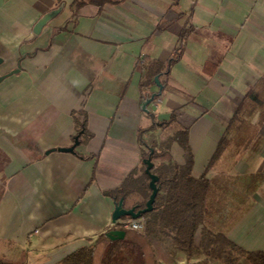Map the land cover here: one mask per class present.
I'll list each match as a JSON object with an SVG mask.
<instances>
[{"label": "crops", "instance_id": "0c3cea01", "mask_svg": "<svg viewBox=\"0 0 264 264\" xmlns=\"http://www.w3.org/2000/svg\"><path fill=\"white\" fill-rule=\"evenodd\" d=\"M115 1L73 9L72 0H0V75L19 68L0 81V156L6 159L0 259L59 264L93 247L92 263L100 264L115 241L105 233L117 229L139 246L138 261L185 264L169 243L156 240L149 248L133 230L114 226L115 203L104 194L142 163L139 129H146V142L158 144L181 127L188 130L194 177L205 171L220 139L227 141L206 177L245 180L244 197L229 191L233 203L246 207L226 234L245 250L264 251V0ZM58 7L33 33L38 19ZM184 27L197 33L187 35L172 60ZM212 53L219 62L209 74L204 64ZM142 60L157 61L165 72L157 74L162 91L147 112L141 102L157 86H142ZM79 110L87 139L78 137L74 153H46L72 144L71 113ZM171 112L175 121L159 126ZM169 153L184 164L177 143ZM213 201L225 202L219 195Z\"/></svg>", "mask_w": 264, "mask_h": 264}, {"label": "trees", "instance_id": "16d2710c", "mask_svg": "<svg viewBox=\"0 0 264 264\" xmlns=\"http://www.w3.org/2000/svg\"><path fill=\"white\" fill-rule=\"evenodd\" d=\"M115 0H72L70 7L81 8L84 5H95L101 9L106 4H114ZM196 29L184 27L179 33V45L173 52L172 60H177L181 51V43L190 33H197ZM28 56H32L29 54ZM219 62L214 53L205 61L204 68L207 73H212ZM142 86L153 83V77L163 74L162 66L154 60H142ZM167 72V71H166ZM76 114L83 115L79 122ZM75 135H79L80 141L86 140L89 133L86 129L85 112L73 111ZM175 121L174 113L171 112L168 119L159 122V126L170 124ZM154 127V125H152ZM146 129L138 130V143L145 149L141 151V158L150 155L151 161H157L152 167V173L158 180L153 208L144 213L145 225L142 232L133 231L140 236L152 248L154 241L159 240L168 244L176 252H180L186 259L185 264H264V251H248L237 245L227 237V229L223 227L220 205L213 201L215 195L225 196L227 187L221 182H214L206 177V170L219 157L227 141L220 139L216 151L211 157L205 171L198 177L191 174L193 155L188 146V130L180 128L158 144L147 143L142 138ZM74 135V136H75ZM82 137V138H81ZM177 143L184 151V164H177L169 153L171 143ZM153 149L152 153L149 150ZM144 164L132 169L115 189L104 194L111 197L116 203L123 199V207L128 209L135 207L141 209L150 194L148 188L149 177L144 172ZM222 215L219 223L216 218ZM124 218V217H121ZM126 231V230H125ZM198 233V241L195 242ZM139 246L127 239L110 241L105 249L100 264H147L138 261L143 253H138ZM175 252H173L175 254ZM153 258V256H152ZM131 259L134 263H128ZM196 261L191 262L190 260ZM93 247H85L76 250L66 256L59 264H93ZM0 264H14L0 259ZM155 264V263H153Z\"/></svg>", "mask_w": 264, "mask_h": 264}, {"label": "water", "instance_id": "95a60500", "mask_svg": "<svg viewBox=\"0 0 264 264\" xmlns=\"http://www.w3.org/2000/svg\"><path fill=\"white\" fill-rule=\"evenodd\" d=\"M61 11V7H58L56 9H53L51 11L46 12L43 14L38 21L35 23L33 27V33L39 34L41 29L51 20L53 19L59 12ZM2 60L0 59V63ZM170 62V60L168 61ZM19 71V68L16 67L15 69H12L6 74L0 75V81L4 79L6 76L17 73ZM153 82L157 86V91L151 93L150 95H147L141 102L140 109L144 112H147V105L153 100V98L156 95H159L162 91L163 85L159 81L158 75H155L153 77ZM79 144L78 135L74 136L73 142L69 147H58L56 149H50L47 150L46 153H49L50 151L57 150L60 152H69L74 153L75 147H77ZM153 149L149 150V153L151 154ZM142 163L144 164V172L149 177L148 181V188L150 190V194L148 198L146 199L144 203V207L141 209H135V207H130L128 209L123 207V199L120 198L114 205V209L111 213L110 221L112 224H114L117 220H119L121 217H130L131 219H137L141 217L144 213H147L152 210L153 208V202L156 196V193L158 191V187L156 185V182L158 180V177L156 174L152 173L151 169L153 167V163L151 161L150 155L142 159ZM125 232L122 230L117 229H111L105 233L106 237L109 240H116L123 238Z\"/></svg>", "mask_w": 264, "mask_h": 264}, {"label": "rangeland", "instance_id": "374dc122", "mask_svg": "<svg viewBox=\"0 0 264 264\" xmlns=\"http://www.w3.org/2000/svg\"><path fill=\"white\" fill-rule=\"evenodd\" d=\"M262 86H263V83H262ZM259 104L261 105V107H260L261 111H264V96L263 95L260 96ZM162 139H166V138H162ZM161 141H164V140H160V138H159V142H161ZM151 142H153V140L147 139V143L148 144L151 143ZM1 157H2V159H1ZM1 160H3V156H0V193H1V189H2V183L4 181V173H2V165L6 161V159H5V161L4 160L1 161ZM224 175H227V174H224ZM220 182L223 183V184H226V185L229 184V183L234 185L233 188H228L227 187L225 196H223V200H225V202L224 203L221 202V204H220V205H222L221 206L222 208H220V212H221V214L224 213V217L225 218L222 219V217H223L222 215H218V213L214 212V214L218 216V218H216V219H218L217 223H219V220L221 218L222 222L224 223L223 227L228 229L230 224L233 222V218H235V217L239 218L241 213L245 210V207H246V204L244 203V201H243V203H239V202L238 203H233L232 202L233 200L231 201V199L229 198V196L231 195V193L229 191L234 193L235 196L238 195L239 197H241V196L244 197L245 180L242 179V178L241 179H236V180H232V179L230 180L229 178H227L226 180H221ZM230 201H231V203H230ZM220 216H222V217H220ZM190 261L193 262V261H196V260L192 259Z\"/></svg>", "mask_w": 264, "mask_h": 264}, {"label": "built area", "instance_id": "2783aa9c", "mask_svg": "<svg viewBox=\"0 0 264 264\" xmlns=\"http://www.w3.org/2000/svg\"><path fill=\"white\" fill-rule=\"evenodd\" d=\"M145 218L143 216L137 219H131L130 217H124L117 220L113 225L122 229L134 230L142 232L145 225Z\"/></svg>", "mask_w": 264, "mask_h": 264}]
</instances>
